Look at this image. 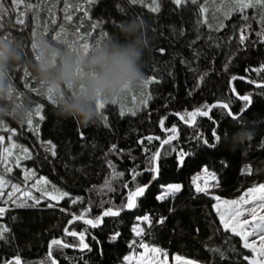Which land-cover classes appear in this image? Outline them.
Masks as SVG:
<instances>
[{"label":"trees","instance_id":"1","mask_svg":"<svg viewBox=\"0 0 264 264\" xmlns=\"http://www.w3.org/2000/svg\"><path fill=\"white\" fill-rule=\"evenodd\" d=\"M157 2L160 11L152 13V0H143L136 5L130 0H95L93 4L86 0H17L16 4L12 0H0L8 10L0 17V36L19 41L24 55L31 59H35L32 38L37 33L51 39L55 31L63 29L65 35L62 39L80 41V37H84L91 44L105 39L101 35L103 32L108 36L116 34L122 22L143 20L147 47L142 68L146 81H153L115 103H106L105 109H99L96 123L82 127L77 121L57 115L55 106L47 97L40 96L38 85L27 68L17 66L11 70L16 87L26 93L33 104V124H17L6 118L0 121V135L7 141L6 148L14 141L22 155L25 154L21 149H28L32 159H25L21 165L31 170L34 181L43 177L48 183L39 188L40 191L32 190V194L42 201L37 207L20 208L0 200V207L9 209L0 217V225L10 229L7 241H0V259L8 260L19 255L22 261L37 264L46 261L51 252L58 264H125L124 256L141 249L139 243L132 244L136 240L150 247H159L170 256L202 264H222L209 249L226 246L229 240L234 247L241 249L238 238L224 233L213 209V197L239 199L250 188L264 184V87H257L264 85V72L255 71L264 65V44L251 43L257 40L256 32L261 30L258 10L249 8L225 19V12L231 7L228 0H203L208 11L198 17L196 6L191 4L176 8L172 0ZM245 14L249 17L247 21L242 18ZM69 15L71 20L67 19ZM13 19H22L24 23H14ZM205 20L207 24L203 23ZM94 24L99 27L93 29ZM221 24L225 27L215 31ZM246 24L250 25L246 33L248 40L245 47H239V31ZM161 48L163 53L159 51ZM197 50L199 58L193 59ZM25 71L28 76L23 75ZM233 75L244 79L231 81ZM202 76L203 80L200 79ZM232 86L241 95H252L253 104L240 115L239 123L227 116L224 109L212 110L222 139L216 149L208 150L195 137L201 135L211 141L212 120L197 116L193 124H184L176 113L184 114L188 119L187 112L221 101L230 102L232 111L239 113L244 102L231 91ZM149 96L152 99L144 104ZM37 108L42 109L39 114L35 111ZM121 110L126 113L136 110L138 115L122 117L119 115ZM40 115L45 118L41 120ZM103 117H107V127ZM162 119L163 127L159 124ZM172 126L177 129V139L173 141L176 149L193 153L180 169L177 168L176 154L168 152L169 145L146 139L148 136L166 139L172 135ZM241 127L254 129L256 135L251 142L233 149L231 136ZM32 128L37 129L38 134L30 130ZM141 140L143 144L139 143ZM48 141L56 145V157L46 152L43 145ZM113 145L123 151L119 154L113 152ZM156 151L161 153L158 161L160 179L153 182L146 197L138 198L137 209L123 211L119 217L105 218L101 227L90 229L101 242L97 245L89 239L93 248L91 252H80L75 248L65 249L63 253L54 250L51 246L54 238L74 242L64 234L65 228L75 231L90 228L82 221L72 222L73 216L97 217L99 209L96 205L102 198H112L113 209L119 208L121 195L111 191H104L102 195V189L111 185L126 198L137 184L148 183V172L136 177L132 173L146 169L149 154ZM109 164L115 168H110ZM0 165L2 169V163ZM204 167L216 173L218 186L210 188V195H193L192 181L203 173ZM13 173L12 178L19 184L16 175L20 171ZM170 183H180L183 186L181 193L166 201H158L159 185ZM209 183L215 184L216 181ZM55 189L69 192L77 203L60 199L52 201L56 207H47L49 201L43 194H58ZM14 199L26 198L20 192ZM144 215L153 218L152 223L148 227L141 223L145 234L137 237L133 231L137 226L136 217ZM156 218H164L165 223L157 224ZM113 231L121 234L116 242L109 239ZM242 251L250 255L248 250ZM223 264L247 262L233 253L232 260H225Z\"/></svg>","mask_w":264,"mask_h":264},{"label":"snow or ice","instance_id":"2","mask_svg":"<svg viewBox=\"0 0 264 264\" xmlns=\"http://www.w3.org/2000/svg\"><path fill=\"white\" fill-rule=\"evenodd\" d=\"M13 4L17 3V0H12ZM88 4H93L95 0H86ZM130 3L132 5H136L138 3H143V0H130ZM172 3L176 8H183L186 5H193L196 6L197 16L199 17L201 14L206 13L208 11L207 7L205 6L203 0H172ZM228 3L231 5L229 10L225 12V19H228L231 17L233 13L240 12L244 13L246 9L252 8L258 10V20L261 25V30L259 32H256L257 40L253 41L251 43H260L264 44V0H228ZM147 6V5H146ZM29 7H32L31 5ZM123 11V9H121ZM8 10L4 8L3 3H0V17H3V15ZM14 11V10H13ZM83 11V9H82ZM150 11L152 13H158L160 11V3L157 2V0H152V6L150 7ZM85 15H87V12H85ZM243 20L247 21L249 17L245 14L243 17ZM67 19L71 20L72 16L69 15ZM14 23L23 24L24 21L18 20L16 21L13 19ZM55 21H53V24ZM198 23L199 20H198ZM204 24H207V20L203 22ZM99 27L98 24L93 25V29ZM225 25L221 24L215 29V31H220ZM250 28V25H245V27L241 28L239 31L238 36V42L239 47H245L246 41L248 40L247 32ZM47 29H44V32H46ZM63 29L59 31H55L54 34L51 36V39L59 40L62 39V36H64ZM102 37H107L108 33L103 32ZM65 41H68L66 38H63ZM209 39L211 40V36H209ZM75 41L79 46L84 47L85 49L90 44L86 41L84 37H80V41ZM216 46H219L218 43ZM34 50V49H33ZM161 53L164 52V49L161 48L159 50ZM199 51H195L193 55V59L199 58ZM38 59V57H35ZM182 63H187V61H181ZM257 72H264V65H262L260 68L255 69ZM24 76H28V72L25 71L23 73ZM203 76L200 77L201 80H203ZM243 80L244 77H237L235 75L231 76V81L236 80ZM153 81H146L147 83H152ZM158 82V81H157ZM249 83H254V81H249ZM257 87H264V85H257ZM231 91L236 94V97L244 102L242 105V108L239 113H234L232 111V108L230 106V102H214L212 104H204L202 108H197L195 111L187 112V117L184 114L176 113V115L179 117L180 121H183L184 124H193L194 120L197 116L200 117H207L210 120H212L214 129L211 132L212 140L204 139L203 136L197 135L195 137L196 140L201 141L203 146H206V149L212 150L216 149L219 142H221V135L218 134L217 129L219 127L218 123L213 119L212 117V110L213 109H224L226 110V115L231 117L233 121L239 123L240 121V115L246 111L252 104H253V97L252 95L244 94L241 95L236 91V88L234 86L231 87ZM48 101L52 103L51 97H47ZM152 99L151 96H149L145 101H143L144 104L148 103V100ZM115 103V102H113ZM106 104L101 103L99 104V109L103 110L105 109ZM36 113L39 114L42 109L37 108ZM120 116H126L131 115L133 117L138 115V111L132 110L130 113H126L124 111H119ZM45 118L44 115H40V119L43 120ZM105 121V126H108L107 117H103ZM27 125L33 124V113L30 116V118L26 122ZM159 124L161 127L164 126V120H160ZM32 131L38 130L35 128L30 129ZM172 135L168 136L166 139L161 140L160 137H153L148 136L146 139L148 141L157 140L162 145H169L168 152H173L177 156V168H183L186 163V158H190L193 153H189L184 149L177 150L176 147L173 145V141L177 139L176 132L177 129L175 126H172L170 129ZM82 136L83 133H80ZM4 137L0 135V142H3ZM140 144H143L144 141H139ZM46 149V152L50 153L52 157L57 156L56 151V145L52 143L51 141H48L47 144L43 145ZM18 147L17 144L13 143L11 145V148H4L3 152L0 153V163H3L5 165L4 171L5 172H11L12 168L7 166L8 158L13 155L12 149H16ZM112 151L116 153H120L123 150H118L115 145L112 146ZM21 152L24 153V159H32L31 154L29 153L28 149L24 148L21 149ZM161 158V153L159 151H156L154 153H150L148 156V166L143 171L137 170L136 172H133V177L136 176H142L143 173L146 171L150 174L149 182L146 184H143L142 186L137 184L134 190H131L128 192L126 198L123 197V195L118 191L116 187H111V185L108 186L107 189H102V195L104 191H111L116 194L121 195V203L119 205V208L117 210L113 209V199L109 198L108 200H104L103 198L98 202L96 207L99 209V214L95 218H85V215H75L73 216L72 222L75 221H82L84 225L90 226V228H85L82 231H75V230H69L68 228H65L63 230L64 234H66L68 237L73 238V243H68L64 239L61 238H54L51 240V246L54 247V250L60 251L63 253L65 249L69 248H75L79 250L80 252H91L93 250L92 245L88 240L95 241L97 245H99L101 242L98 240V238L94 235H92L90 229H96L103 225L105 218H115L119 217L121 215V212L123 211H132L139 207L138 204V198L146 197L147 193L150 191L151 187L153 186V182H158L160 179V166L158 161ZM14 163L19 166L20 165V158L16 157L14 160ZM223 163V162H222ZM109 167L114 169L115 165L109 164ZM203 175H197L196 178L192 181V184L194 185V192L195 194H203V195H210V188L218 186V181L216 177L215 172H210L207 167L203 168ZM25 172H27V169H25ZM117 176L122 175V173H116ZM25 180L28 179V176L25 175ZM201 181H203V185H201ZM209 181H216L215 184H210ZM10 183L5 179L3 175H0V200H3L5 204H8L11 202L14 206L25 208V207H37L41 204V198L34 196L31 192L25 191L23 192V197L26 198V200H30L33 203H27L25 199H14V195L16 193L21 192V186L19 184H11V191H9L7 194L5 193L4 187L5 184ZM36 181H33V186H35ZM42 183L47 184L48 181L44 180ZM182 185L180 183H170L167 185L160 184V192L156 196V199L158 201H166L169 199V197H174L177 193H181L182 191ZM37 191H40V189H37ZM55 191L58 193V195H53L49 192H44V197H46L49 201L47 204V207L54 208L57 205L52 203V201H58L60 199H68L69 203L75 204L77 203V200L75 197H72L69 192L62 191L60 189H55ZM5 195H7V200H4ZM213 199L217 201V203L214 205V210L219 216L220 224L222 225L224 233L228 234V237H235L238 238L241 249H237L233 246L232 241L229 240V244L222 247H216L211 248L209 251L213 254H215L223 264V261L232 260V254L235 253L237 256H239L243 261L247 262V264H264V184L259 185L257 188L249 189L248 192H246L243 196L240 197L239 200H224L221 201V198L219 196H214ZM105 204L108 205V207L105 208ZM244 205H251V207H244ZM8 207H0V217H3L6 212L8 211ZM152 219L149 215L144 216H137V226L133 228V231L137 237H141L145 234V227H148L152 223ZM144 223L145 227H141L140 224ZM156 223L159 225H163L165 223L164 218H156ZM10 232V229L6 225H0V241H7V234ZM121 234L118 231H113L109 239L113 242H116L120 238ZM226 237V239H228ZM139 243V247L146 249L149 253L154 255V259L151 261H145L143 255L141 256V264H168V253L163 251L159 247H149V245L144 244L142 242H138L136 240L132 241L133 245H136ZM243 250H248L250 255H245L243 253ZM163 257V259H160V257ZM134 258L133 256H124L123 260L129 262L131 264L132 260ZM175 260L179 262V264H197L196 261L193 260H182L180 256H176ZM0 264H28L26 261H22L21 257L19 255L8 259H0ZM37 264H58V261L55 257L52 256V253H48L47 260H42L37 262Z\"/></svg>","mask_w":264,"mask_h":264},{"label":"clouds","instance_id":"3","mask_svg":"<svg viewBox=\"0 0 264 264\" xmlns=\"http://www.w3.org/2000/svg\"><path fill=\"white\" fill-rule=\"evenodd\" d=\"M144 29L143 20L122 22L116 34L86 49L75 41L37 33L32 48L38 59L26 57L19 41L0 36V121L7 118L24 124L33 113L31 100L16 87L11 75L20 66L32 73L40 96L51 97L59 117L82 127L94 125L99 104L116 102L146 83ZM255 135L254 129L241 127L231 136L233 149L251 142Z\"/></svg>","mask_w":264,"mask_h":264},{"label":"rangeland","instance_id":"4","mask_svg":"<svg viewBox=\"0 0 264 264\" xmlns=\"http://www.w3.org/2000/svg\"><path fill=\"white\" fill-rule=\"evenodd\" d=\"M6 143H7V141H5V139L3 140V142H0V153H2L3 152V149L4 148H6L5 146H6ZM11 143V145L13 144V143H15L14 141H12V142H10ZM16 144V143H15ZM11 145H10V147L9 148H11ZM19 147H17L16 149H12V153H13V155L11 156V157H9L8 158V161H7V166H9V167H11L12 168V171L11 172H5L4 171V164L2 163V165H3V167H2V169H1V167H0V175H3L4 177H5V179L7 180V181H9L10 183H8V184H5V187H4V190H5V193L7 194L9 191H11V187H10V185L11 184H18L17 182H16V180H14L13 178H12V174H14L13 172L14 171H20V173H19V175H16V177L18 178V180H19V185L21 186V196H23V192H25V191H28V192H31L32 193V190H36V189H39V188H41L43 185H44V183H42V181H44V180H46L45 178H38V179H36L35 181H36V183H35V186H33V181H34V178H33V175H32V172H31V170H28L27 168H25L24 167V165H21V163H22V161H24L25 159H24V155H22L21 153H20V151H19ZM16 157H19L20 158V165L19 166H17L15 163H14V160H15V158ZM0 159H2V158H0ZM1 164V163H0ZM1 166V165H0ZM25 169H27V172H25ZM10 174V175H9ZM25 175H27L28 176V179L27 180H25L24 179V177H25ZM201 175H203V173L201 174ZM210 182V181H209ZM24 185V186H22V185ZM201 185H203V181H201ZM257 187H259V185L258 186H255V187H252V188H257ZM252 188H250V189H252ZM248 192V191H247ZM20 193V192H19ZM57 193V192H56ZM53 195H58V194H53ZM14 198H18V193H16L15 195H14ZM240 199V198H239ZM239 199H235V200H239ZM26 200V199H25ZM224 200H226V199H221V201H224ZM228 201H232V200H228ZM217 203V201H215V204ZM214 204V205H215ZM244 207H251V205H244ZM213 209H214V206H213ZM215 211V210H214ZM216 213V212H215ZM217 214V213H216ZM217 216H218V214H217ZM218 218H219V216H218ZM150 247V246H149ZM134 255V258H133V260H132V262H131V264H141V256L143 255V257H144V260L147 262V261H151V260H153L154 259V255L153 254H151V253H149L146 249H143V248H141L139 251H135V252H133V253H131L129 256H133ZM175 257L176 256H170V255H168V264H179V262H177L176 260H175ZM182 258V260H185V259H187V258H184V257H181ZM160 259H163V257L161 256L160 257ZM187 260H192V259H187ZM193 261H195V260H193ZM197 262V261H196ZM125 264H129V262H125ZM197 264H202V263H199V262H197Z\"/></svg>","mask_w":264,"mask_h":264}]
</instances>
